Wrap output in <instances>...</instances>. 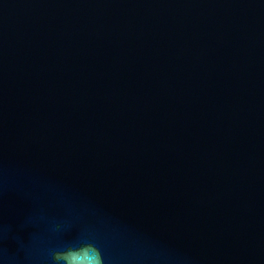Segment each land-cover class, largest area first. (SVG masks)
Listing matches in <instances>:
<instances>
[{
	"label": "water",
	"instance_id": "1",
	"mask_svg": "<svg viewBox=\"0 0 264 264\" xmlns=\"http://www.w3.org/2000/svg\"><path fill=\"white\" fill-rule=\"evenodd\" d=\"M84 243L264 264V0H0V264Z\"/></svg>",
	"mask_w": 264,
	"mask_h": 264
},
{
	"label": "clouds",
	"instance_id": "2",
	"mask_svg": "<svg viewBox=\"0 0 264 264\" xmlns=\"http://www.w3.org/2000/svg\"><path fill=\"white\" fill-rule=\"evenodd\" d=\"M89 251L90 264H104V258L94 244L84 243L80 245H71L64 250H55L51 253L52 264H76V261L72 258L77 256L82 251Z\"/></svg>",
	"mask_w": 264,
	"mask_h": 264
}]
</instances>
